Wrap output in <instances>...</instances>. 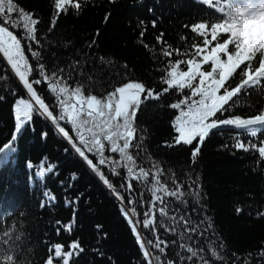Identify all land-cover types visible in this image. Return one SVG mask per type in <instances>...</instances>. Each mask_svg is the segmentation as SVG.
I'll return each mask as SVG.
<instances>
[{
  "label": "trees",
  "instance_id": "1",
  "mask_svg": "<svg viewBox=\"0 0 264 264\" xmlns=\"http://www.w3.org/2000/svg\"><path fill=\"white\" fill-rule=\"evenodd\" d=\"M15 2L40 21L37 25L40 44L22 40L30 64L35 68L37 61L28 51L29 46L41 52L40 63L46 66L49 74L64 69L66 75L72 76L70 85L84 84L85 94L91 92L97 96L113 91L128 80L143 82L157 91L166 87L160 83L165 73L158 69L166 67L168 58L161 55L164 44L157 43L156 37L164 33L166 44L186 51L193 42H202L203 37L185 25L202 22L209 11L196 0H81V9L69 6L67 12L57 16L54 0ZM53 21L55 27L51 28ZM10 30L18 37L23 35L21 29ZM141 32H144L143 38ZM225 38L226 35L221 36V42ZM101 57L110 63L102 62ZM177 58L187 57H177L174 53L171 59ZM77 61L80 67L75 66ZM36 78H39L38 71L31 77ZM234 79L239 82L238 75ZM35 87L44 93L47 102L55 104L46 84ZM249 93L241 94L239 105L233 109L235 114L251 115L264 109V91L249 90ZM185 94L190 95V92L186 89ZM21 97L27 99V93L0 54V146L15 132L14 106L16 99ZM180 98L176 90H172L160 100H148L141 105L136 126L143 139L136 141L140 148L131 150L140 166L151 168L158 163L165 171L162 179L175 173L185 191L193 181L199 185L202 197L199 203L192 197L187 198L186 205L169 198V214L189 215L196 223L202 221L199 232L204 235L198 232L191 240H181L180 227L177 226L176 233L160 228L158 234L169 242L161 264H166L167 260L175 264H199L196 258L193 261L179 259L178 252L188 255L179 247L181 243L203 249L200 255L209 264H245L246 260H250V264H264V257L259 256L264 250V216H257L258 212H264V161L254 150L245 152L232 147L237 130L226 128L214 131L203 142L193 163L191 152L196 142L174 145L173 122L179 110L169 105ZM45 132L46 137L42 135ZM241 140L264 141V132L256 138L242 134ZM15 147L8 161L0 165V232L8 230L14 237H22L21 259L26 256L31 264H46L49 255H54V245L62 244L67 251L71 242L78 241L84 251L73 257L70 264H146L121 211L122 207L133 206L127 204L130 196L142 199L143 207L134 205L140 215L133 218L142 220L151 199L146 186L132 181L133 190L128 193L126 170L118 169L120 175L114 176L101 166L105 176L124 195L122 203L51 123L40 116H35L22 128ZM105 154L118 159L117 154ZM89 158L95 162L91 154ZM29 162L34 166L31 169L27 167ZM46 164L54 165V171L44 178L37 177L39 167ZM72 174L76 175L75 180L71 179ZM169 186L172 187L170 181ZM45 193L54 196V202L49 201ZM68 201L75 203H66ZM237 207L242 208L240 214L236 212ZM209 223L212 224L210 228ZM69 224L72 225L70 232L64 230ZM97 225L102 226L99 231ZM138 230L148 239H154L142 225ZM213 247L222 259L211 256ZM149 251L161 255L155 249Z\"/></svg>",
  "mask_w": 264,
  "mask_h": 264
},
{
  "label": "snow or ice",
  "instance_id": "2",
  "mask_svg": "<svg viewBox=\"0 0 264 264\" xmlns=\"http://www.w3.org/2000/svg\"><path fill=\"white\" fill-rule=\"evenodd\" d=\"M196 2L202 3L209 10L205 13L207 19L202 17V22L185 27L197 36L203 37L202 42H193L190 49L181 51L166 44L163 40L164 33L156 37L157 43L164 44L161 55L168 58L166 67L158 69L165 73L160 78V83L166 87L157 91L146 87L143 82L128 80L116 86L113 91L97 96L91 92L85 94L84 84L70 85L69 80L72 76L66 75L64 69L53 70L49 74L46 66L40 63L41 52L29 46L28 51L37 61L34 68L25 55L22 40L40 44L37 38V25L40 21L33 13L20 7L15 0H0V54L26 90L28 97L16 99L15 132L0 146V165L6 163L9 156L16 151L15 143L22 128L32 122L35 116H40L51 123L122 203L125 201L124 195L105 176L101 166L108 168L114 176L120 175L118 169H125L128 193L133 190L132 181H137L146 186L151 194V199L147 202L148 208L142 214V220L133 219L140 215L134 205L139 204L143 207L142 199L135 200L130 196L127 204L133 206L121 209L146 264H161V257L169 246V242L158 234L160 228L168 233H176L178 226L182 229L179 233L180 239L191 240L193 234L199 232L200 223L203 222L196 223L189 215L169 214V198H174L185 205L188 203V197H192L196 203L201 201L199 185L195 181H193L194 186L190 185L189 190L185 191L175 173L162 179L165 177V171L158 163H154L151 168L140 166L131 151L140 148V144L136 141L143 139L139 136L136 117L145 101L160 100L165 94L176 90L181 98L169 105L170 108L179 110L173 122L176 133L174 145H193L196 142L191 152L193 163L200 153L203 142L214 131H222L226 128L237 130L232 147L245 152L254 150L258 152L260 160L264 161V141L241 140L242 134L256 138L259 133L264 132V109L251 115L233 112V109L239 105V97L242 93L249 95V90L264 91V0H196ZM69 6L79 10L82 7L81 0H54L57 16L61 12H67ZM109 15L105 16V23ZM54 27L55 21L51 25V28ZM10 28L21 29L23 35L18 37ZM223 35L227 38L221 42ZM140 36L143 38L144 32H141ZM91 46L90 44L89 47ZM144 46L148 47V45ZM174 53L177 57L187 58H177L173 61L171 58ZM100 59L102 62L110 63L103 57ZM75 66L80 67L78 61L75 62ZM34 71H38L39 78L31 79ZM237 75L238 83L234 79ZM91 79L90 76L89 80ZM43 84L47 85L48 93L55 98V104L47 102L44 93L35 87ZM186 89L190 95L185 94ZM42 135L46 137L47 133ZM224 147L229 146L224 145ZM106 152L117 154L118 159L106 155ZM89 154L95 157V162L89 158ZM27 167L31 169L34 166L29 162ZM54 168L55 166L51 164L43 165L39 167L36 176L44 178L52 173ZM76 178V175L72 174L71 179ZM169 181L172 187L169 186ZM125 184L121 187L124 188ZM45 196L49 201L54 202L55 197L50 193H45ZM66 203H75V201ZM175 211L179 212V209ZM195 211L196 209L193 208L192 212ZM236 212L240 214L242 208L237 207ZM257 216H264V212H258ZM59 223L57 221V224ZM141 225L143 229L151 232L154 239H148L138 230ZM71 227V224L65 225L64 230L70 232ZM101 227L97 225V230L99 231ZM208 227H212V224L209 223ZM57 232L59 234V229ZM199 235L202 236L204 233L199 232ZM22 243V237H14L12 231L0 232V264H31L26 256L21 259ZM171 243L175 244L176 241ZM179 247L188 253L187 256L177 253L181 261H193L196 258L199 264H209V261L200 255L203 249L185 243H181ZM150 248L157 250L161 255H153L149 251ZM83 251L78 241L71 242L67 251L62 244H56L54 255H49L46 264H54V261L56 264L61 262L70 264L72 258ZM210 251L212 257L217 260L222 259L214 247ZM259 256L264 257V250H261ZM166 264H175V262L167 260ZM245 264H250V260H246Z\"/></svg>",
  "mask_w": 264,
  "mask_h": 264
},
{
  "label": "rangeland",
  "instance_id": "3",
  "mask_svg": "<svg viewBox=\"0 0 264 264\" xmlns=\"http://www.w3.org/2000/svg\"><path fill=\"white\" fill-rule=\"evenodd\" d=\"M2 55V54H1ZM10 67V66H9ZM18 79V78H17ZM19 81V80H18ZM23 87V86H22ZM24 89V88H23ZM24 91L26 92V90L24 89Z\"/></svg>",
  "mask_w": 264,
  "mask_h": 264
}]
</instances>
